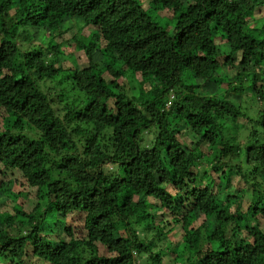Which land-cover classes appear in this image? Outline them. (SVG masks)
I'll return each mask as SVG.
<instances>
[{
  "label": "trees",
  "instance_id": "16d2710c",
  "mask_svg": "<svg viewBox=\"0 0 264 264\" xmlns=\"http://www.w3.org/2000/svg\"><path fill=\"white\" fill-rule=\"evenodd\" d=\"M0 205V264H264V0H0Z\"/></svg>",
  "mask_w": 264,
  "mask_h": 264
},
{
  "label": "rangeland",
  "instance_id": "374dc122",
  "mask_svg": "<svg viewBox=\"0 0 264 264\" xmlns=\"http://www.w3.org/2000/svg\"><path fill=\"white\" fill-rule=\"evenodd\" d=\"M74 32V29H73V31H72V33ZM170 32H172V29L170 28ZM71 33V34H72ZM228 71H229V74H233L234 73V71H233V69H228ZM230 97H231V95H230ZM250 100V99H249ZM254 108L255 109H252L251 111H250V116L251 117H255V115H256V113H257V111H258V107L257 106H255L254 105ZM244 130H246V129H243V135L245 134V131ZM104 169H106V170H108V171H111L112 170V166H110V165H107V166H105V168ZM13 188H15V186L13 187ZM0 208H3V205H0ZM168 232V236H167V238H168V242H169V240L175 245V244H177V243H179L180 241H181V237H182V231H181V228H180V226H176V227H174V230H172L171 232H169V231H167ZM159 246V250H163L164 249V242L162 243H156V247H158ZM166 248V247H165ZM165 250V249H164ZM162 263L163 264H173V261H172V257L171 256H165L163 259H162Z\"/></svg>",
  "mask_w": 264,
  "mask_h": 264
}]
</instances>
